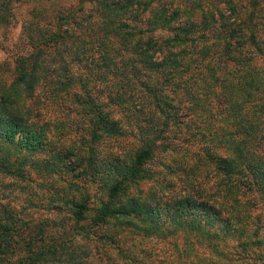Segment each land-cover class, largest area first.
Wrapping results in <instances>:
<instances>
[{"label": "trees", "instance_id": "16d2710c", "mask_svg": "<svg viewBox=\"0 0 264 264\" xmlns=\"http://www.w3.org/2000/svg\"><path fill=\"white\" fill-rule=\"evenodd\" d=\"M75 2L0 71V264H264V0Z\"/></svg>", "mask_w": 264, "mask_h": 264}, {"label": "rangeland", "instance_id": "374dc122", "mask_svg": "<svg viewBox=\"0 0 264 264\" xmlns=\"http://www.w3.org/2000/svg\"><path fill=\"white\" fill-rule=\"evenodd\" d=\"M76 4L75 0H17L12 1L11 3V15L8 18L7 23L0 22V71L3 74H6V71L12 68V58L14 54H17L22 49V40L24 39L25 32H23L22 27L24 26L25 21L31 20L34 15L37 16L36 11H41V19H50L53 12L59 6H74ZM258 13L261 16V20L264 22V2L262 3ZM87 6V5H86ZM264 26H262L263 29ZM60 113L54 109L47 110L46 117H49V120L57 118ZM74 117H77L74 115ZM122 143L124 147L123 151H126L131 147V141H125ZM104 145V144H103ZM110 145V143H105L104 146ZM101 148V146H99ZM158 160H154L150 164L153 169L158 168ZM21 183L11 182V179L7 177H0V188L2 191L8 193V199H6L12 206L20 209L22 212L26 213L33 212L32 217L36 218L42 215H47V211L41 207H29L27 204V199H31L37 202L43 191L38 187L30 188L25 186L22 188ZM87 189L92 194L94 189L96 190V184L90 183ZM5 199L3 201H5ZM258 211V210H257ZM264 218V212L261 215ZM144 243L141 246H145L150 250L152 258L164 257L167 255L168 249L160 241L154 239L143 241Z\"/></svg>", "mask_w": 264, "mask_h": 264}]
</instances>
